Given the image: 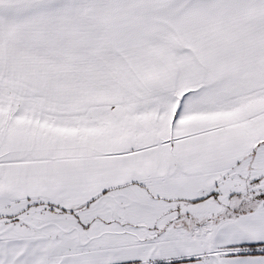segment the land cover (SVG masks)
Masks as SVG:
<instances>
[{"label":"snow or ice","instance_id":"6c2138e0","mask_svg":"<svg viewBox=\"0 0 264 264\" xmlns=\"http://www.w3.org/2000/svg\"><path fill=\"white\" fill-rule=\"evenodd\" d=\"M0 264H264V0H0Z\"/></svg>","mask_w":264,"mask_h":264}]
</instances>
